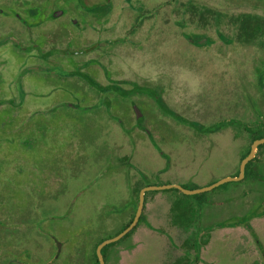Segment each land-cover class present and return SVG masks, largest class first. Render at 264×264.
Segmentation results:
<instances>
[{"label": "flooded vegetation", "instance_id": "flooded-vegetation-1", "mask_svg": "<svg viewBox=\"0 0 264 264\" xmlns=\"http://www.w3.org/2000/svg\"><path fill=\"white\" fill-rule=\"evenodd\" d=\"M142 1L0 0V264H58L62 249L72 246L73 226L66 225V215L58 218L56 200L64 192L60 185L74 174L83 177L102 165L108 166L104 172L98 168L102 176L123 174L127 167L124 175L132 182L127 223L113 237L95 240L96 255L102 242L133 221L142 190L178 186L147 184L134 162L142 145L156 153L159 175L171 168L169 143L187 141L191 148L185 145V151L194 158L198 144L211 152L223 136L239 140L243 156L236 174L227 177L236 178L253 142L264 139V62L255 68L260 94L253 98L247 59L233 52L261 44L264 29L246 40L239 28L244 24L232 20L236 15L221 22L219 12L199 6L198 0H177L167 14L166 6ZM202 10L211 11V17L201 20ZM203 64L211 69L205 71ZM263 145L250 161L259 160L256 170L264 176V148L258 150ZM246 166L239 181H251L264 203V177L246 176ZM166 189L144 192L134 228L143 217L149 226L147 213L162 206L152 198L145 208L146 193ZM160 203L170 208L167 200ZM262 213L248 214L246 228L264 264V248L248 224ZM132 233L102 248L105 264L110 247ZM185 247L198 260L200 245L191 241ZM81 249L87 251L83 239Z\"/></svg>", "mask_w": 264, "mask_h": 264}, {"label": "rangeland", "instance_id": "rangeland-1", "mask_svg": "<svg viewBox=\"0 0 264 264\" xmlns=\"http://www.w3.org/2000/svg\"><path fill=\"white\" fill-rule=\"evenodd\" d=\"M198 1L199 6L219 12L221 22L230 21V16L240 13L264 14V5L258 0ZM142 2L148 5H164L166 14L171 11L172 6L175 8L178 6L177 0L172 2L143 0ZM164 13L161 11V14ZM188 16L185 15V21H188ZM161 19L164 20L165 17ZM222 31L227 35L225 26H222ZM233 36L235 37L234 34ZM257 42L243 46V49L234 47L236 51H233L239 52L238 56L247 59V87L253 98H258L260 94L257 91L255 68L260 67L261 62H264V41L262 39L261 44ZM213 50L222 54V48L216 47ZM181 54V52L177 53V55ZM219 62L224 64L223 61ZM203 65L205 67L202 69L205 71L211 69L210 66ZM238 79L239 77L234 75V82ZM254 118L249 110L248 121L252 122ZM115 133L116 131L113 134ZM116 137L121 141V135ZM108 138L109 136L106 140ZM164 144H161L162 149ZM172 144L171 146L169 143L168 148L172 153L171 168L159 175L154 173L158 169L153 162L156 153L147 152L143 145V148L140 147L141 151L138 148L134 162L146 175L147 184L162 186L174 183L187 191L205 188L221 179L233 177L244 151L239 140H227L224 136L217 140V147L211 148V152L206 148L203 150L201 144H198L200 148L196 147L194 158L192 154L188 156V152L185 151L187 150L185 145L191 148L187 141H174ZM250 144L251 141L248 140L247 147ZM98 168L103 171L108 166L92 167L83 177L74 174L71 180L64 181L63 185H60L64 192L56 200L57 216L59 218L66 215V225L73 226V243L71 248L67 244L62 249L58 264H64L68 260L73 264L84 262L94 264L95 240L113 237L127 223V214L131 205L129 202L132 198L130 185L132 182L124 175L129 172L128 168L121 169L123 174L107 173L103 176L98 172ZM99 189L102 195H98ZM255 189L256 187L246 178L244 181H228L211 190L192 195L184 194L177 189L147 192L145 208L152 198L157 200V205L162 206L147 213L149 226L145 224L143 217L142 223L128 240H122L121 244L110 247L107 251L109 264H263L257 246L246 228L248 214L264 209V203L260 201L259 193ZM163 200L169 202V209L160 203ZM152 212L155 215L151 218ZM238 220L243 221L241 226L236 228L230 226ZM248 224L264 248V214L253 218ZM217 226L221 227L216 228ZM145 227L152 231H148ZM192 232L193 238L189 236ZM82 239L84 244L86 242L85 253L81 249ZM191 241L195 246L200 245L198 260L195 259L192 249L185 247Z\"/></svg>", "mask_w": 264, "mask_h": 264}, {"label": "water", "instance_id": "water-1", "mask_svg": "<svg viewBox=\"0 0 264 264\" xmlns=\"http://www.w3.org/2000/svg\"><path fill=\"white\" fill-rule=\"evenodd\" d=\"M263 144H264V139L256 140V141L253 142V144L251 145V149H250V152H249L248 156H246L241 162L239 176L236 177V178L223 179V180H220L217 183L211 185L210 187H207V188H204V189L195 190V191H186V190H183L179 186H169V187H161V188H147V189L142 190L140 192V195H139V204H138V208L136 210V214H135V216L133 218V221L130 223V225L124 231H122L118 236H116L114 238H111V239H108V240H105L104 242H102L97 247L96 256H97V260H98L99 264H105L104 260H103V257H102V254H101L102 248L104 246L110 244V243H114V242L120 240L124 235H126L128 232H130L135 227V225L137 224L138 219H139V217L141 215V212H142V208H143V200H144V192L145 191L156 190V189H166V188H176V189L181 190L185 194H197V193H201V192H204V191L211 190V189H213V188H215V187H217V186H219V185H221V184H223L225 182H228V181H239L244 176V169H245L246 164L254 157L256 148L259 145H263Z\"/></svg>", "mask_w": 264, "mask_h": 264}, {"label": "trees", "instance_id": "trees-1", "mask_svg": "<svg viewBox=\"0 0 264 264\" xmlns=\"http://www.w3.org/2000/svg\"><path fill=\"white\" fill-rule=\"evenodd\" d=\"M211 14H212V12L209 10H202V11H200V18H201V20H203V19L207 20L208 17H211L210 16ZM218 17H219V14H217V17L215 16L214 18L218 19ZM232 20L235 22H241L244 24L242 26H239V28H240V30L246 31L244 34V37H246V40H251L253 37L260 34V31L264 29V15L258 16V15H253V14H249V13H243V14L236 15L235 17H233ZM263 148H264V145L260 146L258 148V150L263 149ZM258 162H259V160L257 158H254L252 161H250L247 164L246 171H245L246 176H248L250 178H255V179L256 178L262 179L264 177L263 173L261 171L258 172V170H256V165ZM140 221H141V219H140ZM136 228H134L133 231ZM133 231H131L129 234H127L124 238L128 237ZM93 257H94L95 263L98 264L97 257L95 255V253L93 254Z\"/></svg>", "mask_w": 264, "mask_h": 264}]
</instances>
